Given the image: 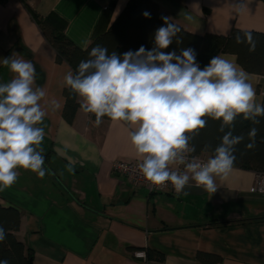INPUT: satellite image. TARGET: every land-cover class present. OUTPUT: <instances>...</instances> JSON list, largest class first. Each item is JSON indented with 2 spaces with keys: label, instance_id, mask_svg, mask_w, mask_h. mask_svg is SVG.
<instances>
[{
  "label": "crops",
  "instance_id": "crops-1",
  "mask_svg": "<svg viewBox=\"0 0 264 264\" xmlns=\"http://www.w3.org/2000/svg\"><path fill=\"white\" fill-rule=\"evenodd\" d=\"M129 1L0 0V85L16 75L3 64L5 59L30 61L35 68L32 87L45 92L39 104L46 112L43 123L35 125L45 133L35 146L44 157L45 176L17 168L16 182L0 191V206L20 212L17 237L34 252L33 264H145L134 254L152 250L165 258H150V264H204L200 252L221 257L219 264H264V194L251 193L257 172L233 167L225 176L214 174V193L192 185L189 176L178 195L152 194L113 172L116 161L142 162L127 122L109 119L97 127L82 108L72 125L63 119L64 77L74 71L57 62L33 15L64 20L67 38L85 50L103 15L108 19L100 31L112 25ZM152 1L195 35L228 36L233 30L264 34L263 0ZM219 56L243 70L235 55ZM246 74L257 93L255 103L262 106L264 75ZM79 101L83 103L81 97Z\"/></svg>",
  "mask_w": 264,
  "mask_h": 264
},
{
  "label": "clouds",
  "instance_id": "clouds-1",
  "mask_svg": "<svg viewBox=\"0 0 264 264\" xmlns=\"http://www.w3.org/2000/svg\"><path fill=\"white\" fill-rule=\"evenodd\" d=\"M143 15L150 18L148 12ZM161 19L164 24L154 34L151 51L140 46L138 51L129 50L121 57L116 51L109 54L106 46L96 45L89 51V58L79 62L75 74L69 71L64 81L83 99V111L95 116V126L99 127L105 117L127 122L145 179L154 186L171 182L180 193L189 175L170 171L169 165L185 163L183 155L177 157L188 150L186 133L203 129L205 117L222 118L224 125H230L239 114L245 119L264 115V106L255 103L256 90L246 72L233 62L217 55L201 67L191 48L183 49L181 55L165 51L181 28L168 17ZM246 35L251 42V34ZM3 64L16 75L0 85V191L16 182L17 168L35 172L41 179L45 176L44 157L33 147L42 144L45 136L43 128L35 127L46 115L39 104L45 92L41 88L33 90L35 68L30 61L5 59ZM52 103L59 108L57 101ZM256 134L254 128L249 136L254 138ZM242 139L229 132L206 163L193 160L186 164L197 187L216 191L214 174L225 176L232 170L236 160L233 146ZM4 239L0 228V242Z\"/></svg>",
  "mask_w": 264,
  "mask_h": 264
},
{
  "label": "trees",
  "instance_id": "trees-1",
  "mask_svg": "<svg viewBox=\"0 0 264 264\" xmlns=\"http://www.w3.org/2000/svg\"><path fill=\"white\" fill-rule=\"evenodd\" d=\"M144 12H148L150 18H146L143 15ZM162 16L166 17L154 1L130 0L112 25L107 30L100 31V23L108 19L106 14L103 15L91 43L83 50L67 38L65 34L67 25L64 20L54 14L45 19L33 15L45 39L55 49L57 62L69 64L74 74L79 62L87 60L89 51L96 45L106 46L109 54L116 51L121 57L129 50L138 51L140 46L151 51L155 47L154 34L164 24L161 19ZM170 22L172 21L170 20ZM180 28L181 31L177 33L176 37H173L172 45L165 51H175L177 55H181L183 49L191 48L194 50L195 58L201 67L207 65L213 56L231 54L236 56L238 64L246 72L264 75L263 33L233 30L228 36L214 34L199 36L185 31L181 26ZM246 33L251 34V42L248 41ZM237 38L241 41L240 43H237ZM63 96L65 105L62 117L68 124L72 125L77 112L81 109L82 102L79 101V95L70 87L64 89ZM262 106H264V102ZM91 117L95 121L93 114ZM204 119L206 126L203 129L186 133L193 155L210 153L213 157L216 148L221 146L223 137L231 132L233 137H243L239 144L233 146V155L236 157L233 167L264 173V115L250 116L249 119H245L243 114H239L230 125H224L222 118L215 120L211 117H205ZM103 120H109V118L105 117ZM222 127L223 131H221ZM254 128L257 130V134L252 138L249 133ZM253 143L255 147H247ZM20 226V212L15 208L0 206V228L4 230L5 236V239L0 242V262L33 264L34 252L28 249L17 237ZM147 254L149 259L152 258L157 261H163L165 258L162 253L153 250ZM198 259L204 264L222 262V258L217 255L201 252L198 254Z\"/></svg>",
  "mask_w": 264,
  "mask_h": 264
},
{
  "label": "built area",
  "instance_id": "built-area-1",
  "mask_svg": "<svg viewBox=\"0 0 264 264\" xmlns=\"http://www.w3.org/2000/svg\"><path fill=\"white\" fill-rule=\"evenodd\" d=\"M189 145V144H188ZM179 155H183L185 157V163H172L169 165L170 171H176L178 173H186L187 168L186 164L193 160L206 163L207 158L203 156L193 155L191 151V147L189 145L188 150L184 151L181 154H178L177 160L179 159ZM139 161H116L113 165V172L116 174H120L126 177L134 186L136 187H145L152 194H164L169 193L172 195H178L172 186L171 182H167L164 186H154L148 180L145 179L143 174L139 169ZM190 176L191 184L196 186V182L191 178L192 173L188 172ZM197 187V186H196ZM251 193L254 194H264V173H257L254 184L251 188ZM137 253H144L143 257H138ZM136 259L142 260L145 264H150L148 254L145 251H138L134 254Z\"/></svg>",
  "mask_w": 264,
  "mask_h": 264
},
{
  "label": "rangeland",
  "instance_id": "rangeland-1",
  "mask_svg": "<svg viewBox=\"0 0 264 264\" xmlns=\"http://www.w3.org/2000/svg\"><path fill=\"white\" fill-rule=\"evenodd\" d=\"M34 148H35V146H34Z\"/></svg>",
  "mask_w": 264,
  "mask_h": 264
}]
</instances>
